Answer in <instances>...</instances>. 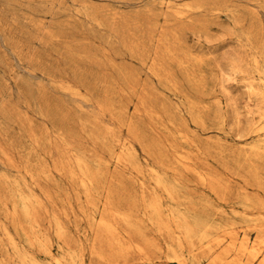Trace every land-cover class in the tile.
Here are the masks:
<instances>
[{
    "label": "rangeland",
    "instance_id": "374dc122",
    "mask_svg": "<svg viewBox=\"0 0 264 264\" xmlns=\"http://www.w3.org/2000/svg\"><path fill=\"white\" fill-rule=\"evenodd\" d=\"M263 78L264 0H0V264H55L29 243L33 211L63 264H107L89 248L111 200L152 244L127 264H210L225 244L173 258L176 233L142 213L152 192L250 246L264 235Z\"/></svg>",
    "mask_w": 264,
    "mask_h": 264
},
{
    "label": "bare ground",
    "instance_id": "6f19581e",
    "mask_svg": "<svg viewBox=\"0 0 264 264\" xmlns=\"http://www.w3.org/2000/svg\"><path fill=\"white\" fill-rule=\"evenodd\" d=\"M262 128H264V127H262ZM256 148L257 147H255V150H256ZM117 159L120 161V157H117ZM254 166H255V164H254ZM252 170H253V168H252ZM253 173H254L255 177L259 176L258 172L255 169H254ZM155 185L157 187H159L163 192L167 193L170 197H172V195L174 194V188L171 187L163 179H156ZM32 199H34V198H32ZM108 200H110V198H108ZM111 203H112V200H111ZM111 203H110V201L106 202V205L103 207V209L101 211H99L97 213V216H96V214L94 215V218H96V220L94 222V226H95L94 233L97 236L93 238L94 240H92L89 249H91V252L98 259H100L103 262H106L107 264H127L128 261L126 259V257H127L126 251L131 250V249H135V250H137L136 252H138L137 253L138 256H139V253H140V255H143L142 250H146V249H144V248H146L145 246H151L152 244L150 243L149 240L144 238V236H145L144 233L146 232V229L144 232V229H142L143 227H142L141 220L136 221V219L133 218L135 220L134 221L131 217L133 215L131 213L132 211L122 210V209H118L115 207L113 208ZM142 213L144 215H146V220L156 231H158V233H160L162 235L164 233L169 235L170 232L176 233L175 238H174L175 243H176L175 245L181 251L179 253H177L175 248L174 249L171 248L173 245L171 243H170L171 244L170 248L172 250L171 251L172 256L174 259L177 260V262H182L181 255L183 254L184 249H186L188 252L194 245L199 244V243H201V241L205 240V241H207V244H208L207 247L208 248H213L214 246H218L220 244H222V245L225 244L221 248L219 253L212 259V261H210V264H216V263H218V264H264V235L262 233H260L261 228H258V236L256 237V240L253 241L250 246H248L249 241H248L247 237L243 238L242 241L237 243V238L235 237L234 232H232V230H222V229L216 230V229H213L211 226H209V224L195 225V223L191 219H189L186 215L177 213L174 210H165L163 208L160 197L156 194V192H152L150 194V196H148L147 198L142 197ZM29 217H30L29 218L30 219L29 227L35 231V232L32 231V233L34 232V234L32 235L31 238H29V243L31 244V246L36 245L39 248H41L42 252H44L50 258V260H52L55 264H63L59 258L54 257L53 254L50 253V250L48 249V246H47L48 242H46L45 239L42 238V236L38 235V233L36 232V227L38 224H37L36 218H35V211H33ZM144 218H145V216H144ZM118 223H121L122 225H124L128 229V231L132 230L133 235L135 233L137 235V237L138 236L140 237L139 239L141 241L136 238L137 241L134 240L135 241L134 242L133 240L130 239V237H128V235L127 236L124 235L122 233L123 230L121 231L120 226H118ZM54 226L56 228L58 238H60V236H63L64 234L61 235L62 233L60 230L62 227L60 226L59 221L55 220ZM154 229H153V232H155ZM213 232H215L216 236H212ZM147 237H149V236L147 235ZM167 237H171V234H170V236H167ZM134 239H135V237H134ZM161 239H162V237H161ZM163 240L168 241L169 239L167 240L166 238L163 237ZM171 240H173V238ZM152 241H154V240H152ZM157 241H158V239H157ZM154 243H153V246H155ZM157 243L160 244L161 242L160 243L157 242ZM167 245H169V243ZM155 247H157V246H155ZM158 247H160V245ZM160 248L162 249V247H160ZM156 249L158 250L159 248H156ZM162 250H164V249H162ZM88 251H90V250H88ZM129 252H131V251H129ZM148 253H150V254L153 253V255H154V252H147V255H148ZM92 255H90V256L93 257ZM83 257H84V253L81 254V259L79 260V264H84ZM155 257H156V255H155ZM71 258H72L71 262L75 263V261L73 259L74 257H71ZM140 259L142 260V256L140 257ZM143 259H145V258H143ZM146 259H148V256L146 257ZM149 259L151 260V258H149ZM156 259H158V258H156ZM150 260H149V262H151ZM158 260L161 261L160 259H158ZM21 262H22V264H39L35 260H32V259H29L26 261L25 257H23V256H22Z\"/></svg>",
    "mask_w": 264,
    "mask_h": 264
}]
</instances>
